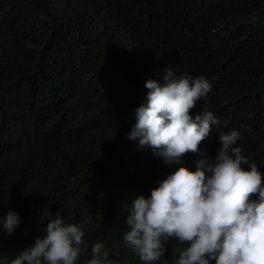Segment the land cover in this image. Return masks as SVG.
Returning a JSON list of instances; mask_svg holds the SVG:
<instances>
[{"label": "trees", "instance_id": "obj_1", "mask_svg": "<svg viewBox=\"0 0 264 264\" xmlns=\"http://www.w3.org/2000/svg\"><path fill=\"white\" fill-rule=\"evenodd\" d=\"M168 67L212 84L190 110L219 118L201 149L239 129L264 173V0H0V216L22 221L0 231V264L44 234L45 211L82 226L76 264L96 242L113 264H141L123 242L128 210L175 169L126 137L145 82ZM164 243L158 264H175L183 245Z\"/></svg>", "mask_w": 264, "mask_h": 264}, {"label": "clouds", "instance_id": "obj_2", "mask_svg": "<svg viewBox=\"0 0 264 264\" xmlns=\"http://www.w3.org/2000/svg\"><path fill=\"white\" fill-rule=\"evenodd\" d=\"M145 87L147 95L133 113L135 123L126 138L175 170L150 195L132 200L125 246L141 264H158L168 252L164 241L170 239L183 245L175 264H264V173L235 146L239 129L219 135L215 155L201 149L219 118L207 106L190 114L211 92L210 81L188 73L176 77L168 67ZM188 153L200 157L195 170L175 168ZM40 219L48 221L44 234L11 264H76L88 247L82 226L66 223L61 211L42 212ZM21 224L12 210L0 216V231L8 236ZM86 264H113L102 242L93 244Z\"/></svg>", "mask_w": 264, "mask_h": 264}]
</instances>
